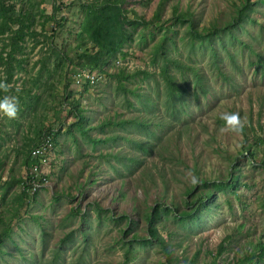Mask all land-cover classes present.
Here are the masks:
<instances>
[{"label":"rangeland","instance_id":"rangeland-1","mask_svg":"<svg viewBox=\"0 0 264 264\" xmlns=\"http://www.w3.org/2000/svg\"><path fill=\"white\" fill-rule=\"evenodd\" d=\"M3 1L26 18V35L7 38L19 23L0 35V81L10 85L0 99L20 107L15 120L0 115V264H239L255 255L264 243V0H113L130 39L102 70L68 61L83 48V3L101 0ZM166 58L189 66L168 64L179 97ZM82 71L94 81L78 80ZM233 112L241 135L220 132ZM44 130L54 146L31 193L21 180ZM157 203L170 211L159 239L144 242Z\"/></svg>","mask_w":264,"mask_h":264},{"label":"trees","instance_id":"trees-1","mask_svg":"<svg viewBox=\"0 0 264 264\" xmlns=\"http://www.w3.org/2000/svg\"><path fill=\"white\" fill-rule=\"evenodd\" d=\"M83 19L80 24V30L78 32L79 44L78 46L81 48V52L78 53V57H76L75 62L73 59L68 58L69 64H75L76 66L80 68H89V69H100L102 70V65L105 66L112 62L117 56L124 55L125 52L123 51L124 44L128 39H130L129 34L125 28V24L130 22L128 20V16L126 14V9L121 6V4L118 1L113 0H101V1H90L87 3H83ZM24 16V15H22ZM159 17V12L156 13L155 18ZM177 18V16H176ZM18 14L15 13V8L9 3H5L3 0H0V35L4 34L5 32H10L11 23H19V27L17 30L12 34L11 32L8 33L9 35L7 38L14 39L17 37H24L26 35V32L23 33L22 25L24 24V21ZM133 20L135 23H143L144 25H149L153 23L152 19L144 20L143 18H140L138 16L134 17ZM64 17L62 16L60 19L53 18L52 26L49 35L47 36V39H51L54 36L55 30L60 28L63 25ZM12 34V35H11ZM38 34V32H36ZM90 44L91 47H88ZM51 45V44H50ZM88 47V48H87ZM10 52L8 53L9 56ZM164 68H163V75L165 79L167 80V83H169V88L172 93L175 94V96L179 97L180 92L182 89L180 87L176 86V83L174 82L173 75L169 74L168 71V64H174L177 68H189V66L180 64L176 60L168 59L166 58L164 60ZM115 77L122 78L125 76L124 70L119 69L117 72H114ZM80 119L82 118L79 115ZM137 126H140L142 123L139 121H133ZM127 121H124L120 123V126L126 124ZM45 131V130H44ZM49 132H52V130H48ZM54 135V132H52ZM42 134V133H40ZM54 140V139H53ZM35 143L32 145L34 146ZM139 145H142L139 143ZM31 146V148H32ZM28 152V157L26 160L27 166L29 165V156L30 151ZM142 149L147 150V147L142 145ZM133 159V158H130ZM137 164V163H136ZM131 164L129 168L131 169ZM228 183L232 180L230 176L228 177ZM24 194V193H23ZM210 194H204L200 195L199 199H197L198 205L203 206L204 201H206V196L208 197ZM188 206L189 203L185 202ZM194 204V202H193ZM192 205V202L190 203ZM158 203L155 207L151 208V211L148 213V215L145 217L146 222L148 223V236L144 237L142 240L144 242H150L152 239H159L158 236V228L156 227V224L161 220V212H164L166 214L170 211V207L167 208L168 210H163V208H160ZM180 219H185L188 217L190 213L181 212L178 213ZM124 219L129 222L127 223V226L129 227L130 220L124 216ZM130 228V227H129ZM126 232V231H125ZM5 235L3 229L0 231V237ZM137 234L134 236L136 237ZM140 238V237H139ZM141 240V241H142ZM162 242V240H161ZM224 247V242H221L218 245V248L215 253V257L222 254ZM264 259V243H258V250L255 253V255H246L241 260H249L250 263L247 264H253L255 261H260ZM166 260L167 262L170 260L169 253L166 252ZM215 264V260L213 261ZM240 262V263H241ZM239 263V264H240Z\"/></svg>","mask_w":264,"mask_h":264},{"label":"built area","instance_id":"built-area-1","mask_svg":"<svg viewBox=\"0 0 264 264\" xmlns=\"http://www.w3.org/2000/svg\"><path fill=\"white\" fill-rule=\"evenodd\" d=\"M78 77V80H81V78L84 77L86 80L93 82L96 76L94 74L88 72L85 73V71H82L78 74ZM52 132H49L48 130L43 131L35 145L32 146L30 151L32 163L24 170L21 180L22 190L31 191V193H34V191L38 190L40 187L38 172L40 171L41 164L52 152L54 146ZM42 179L44 180L45 178Z\"/></svg>","mask_w":264,"mask_h":264},{"label":"clouds","instance_id":"clouds-1","mask_svg":"<svg viewBox=\"0 0 264 264\" xmlns=\"http://www.w3.org/2000/svg\"><path fill=\"white\" fill-rule=\"evenodd\" d=\"M10 85L6 81H0V91L7 93ZM20 112L19 100L15 96L5 95L0 99V115L8 120H15ZM225 121L224 127L220 129L221 133L231 132L236 135H241L245 128V123L242 120L240 113H225L221 116ZM187 177L190 178L192 185L199 184V178L191 171L187 172Z\"/></svg>","mask_w":264,"mask_h":264}]
</instances>
